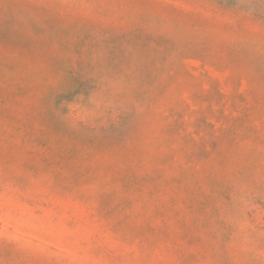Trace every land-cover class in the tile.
Instances as JSON below:
<instances>
[{
	"label": "rangeland",
	"instance_id": "1",
	"mask_svg": "<svg viewBox=\"0 0 264 264\" xmlns=\"http://www.w3.org/2000/svg\"><path fill=\"white\" fill-rule=\"evenodd\" d=\"M0 264H264V0H0Z\"/></svg>",
	"mask_w": 264,
	"mask_h": 264
}]
</instances>
